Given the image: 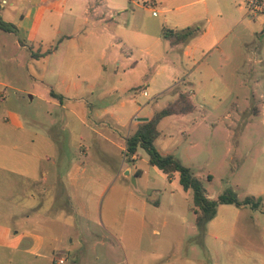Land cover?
<instances>
[{
	"label": "rangeland",
	"instance_id": "374dc122",
	"mask_svg": "<svg viewBox=\"0 0 264 264\" xmlns=\"http://www.w3.org/2000/svg\"><path fill=\"white\" fill-rule=\"evenodd\" d=\"M125 1L121 10L119 0H108L119 14L108 20L111 29L93 44L96 50L70 44L72 19L56 12L45 13L33 37L22 41L34 51L50 45L55 51L32 58L14 33L6 35L1 90L5 107L18 111L34 139L22 151L40 156L36 169L30 160L26 165L48 186L40 210L46 221L34 227L49 245L44 257L0 249V264H57L60 256V264H264V15L248 14L242 0H148L147 12L142 0ZM212 2L216 8L205 10ZM194 26L182 46L162 35L164 27ZM108 38L113 46L101 58ZM177 91L195 108L162 119L155 147L189 166L213 199L226 191L239 200L260 198L255 209L219 203L203 233L191 210L192 191L182 189L178 175L150 165L142 148L129 160L119 147L136 121ZM113 115L123 123L116 135ZM8 172L0 169V197ZM17 191L16 202L31 203ZM16 202L0 201L4 217L20 210Z\"/></svg>",
	"mask_w": 264,
	"mask_h": 264
},
{
	"label": "crops",
	"instance_id": "0c3cea01",
	"mask_svg": "<svg viewBox=\"0 0 264 264\" xmlns=\"http://www.w3.org/2000/svg\"><path fill=\"white\" fill-rule=\"evenodd\" d=\"M142 1L143 5L140 6L142 10L146 12L149 11L148 6H146L148 0ZM108 5V0H0V15L3 20L11 22L16 26L17 33L14 34L16 36L15 42L17 45L27 48V45H25L22 41L26 39L30 40L33 37V29L39 28L45 13L52 14L56 12L59 14H66L70 19H72L70 22L72 25L71 30L74 32L73 35L66 34L68 36L67 40L70 44L72 43L75 48L82 46V50L90 51L96 50L93 47V44L103 40L102 36L111 29L108 20H115V17L119 14V12L116 10H119L118 8H121V10L127 9L125 0H119L120 7L118 8H109ZM215 5V2L205 4V10L212 12L216 8ZM162 10L165 11L166 9ZM131 14L133 15L134 11H132ZM240 20L241 18H239L236 23ZM48 24L52 25L51 22H48ZM82 27L84 29L81 31ZM60 32L61 30L59 28H53L54 34H58ZM11 33L13 32L0 30V48L5 47L6 35ZM66 35L64 34L62 38L66 37ZM62 38H58V41ZM75 40L77 42H75ZM186 43L175 45L182 46ZM110 45L113 46L112 41L108 38L100 46L99 50L101 53V58L105 57L106 50ZM51 46L52 45H50V47ZM55 49L56 47H51V52L55 51ZM182 53L188 55L189 51L184 47L182 49ZM30 57H32L31 54ZM105 61L108 62L107 57ZM102 65L104 67L103 63ZM2 86H7V84L6 82L0 80V159H2L0 162V169H7L10 172L8 173L11 176V179L9 181V187L7 188L6 197H0V201L5 202L7 205L8 203L16 202L17 197L15 195L18 193L17 190H20V193L22 194L25 193L24 195L26 197H32V200L31 203L28 204L16 202L17 207L20 210L13 213H7L5 217L0 212V249L14 252L17 251L22 254H29L35 257H44V249L47 247V245H49L46 244L47 242L49 243V239L42 231L36 229L34 226L46 221L44 219L45 217H42V212H40V210L44 201V196L47 189L46 187L48 186L46 185L45 187L43 179L34 177L30 170L27 169L26 164H28L29 160L32 161L33 166L31 171L36 169L37 161L40 159V156L34 153V151H31L28 154H25L24 151H22L23 145L25 146L26 144L34 143V139L29 137L27 134V129L25 128L23 119L20 117L18 111L5 107V99L1 90ZM132 88L133 87H130L127 90ZM120 105H125V102L121 100ZM150 116L151 115H148V117H143V119L149 118ZM168 116L171 115H167L165 117ZM143 119L136 121L134 123V128L122 135L124 143L119 146L120 149L125 151V136L131 133L136 128L137 124ZM162 119H160L158 124L162 121ZM113 120L115 123L112 122V125H116L115 127L117 128L113 129L112 133L116 135L117 133L119 134L117 129L122 127L123 123L121 119L115 115H113ZM31 132L35 135L38 134L36 129L32 130ZM39 134L42 136L43 132L39 131ZM75 136L76 135L73 134V137ZM102 136L107 138V140L112 144L116 143L115 139L110 138L109 135L103 134ZM159 152L162 154L169 153L168 151ZM137 158L138 150L131 156V159L129 160H135ZM71 166L72 164L70 163L69 159L67 162V167L70 168ZM129 170L130 169L128 168L127 171L129 172ZM44 174L45 173L42 170L41 176L44 177ZM15 175L19 178H14ZM58 184L57 178L53 185L54 193ZM74 184L75 183H70V181H68L69 186H74ZM28 186H30V192L27 191ZM33 209H35V212H30Z\"/></svg>",
	"mask_w": 264,
	"mask_h": 264
},
{
	"label": "trees",
	"instance_id": "16d2710c",
	"mask_svg": "<svg viewBox=\"0 0 264 264\" xmlns=\"http://www.w3.org/2000/svg\"><path fill=\"white\" fill-rule=\"evenodd\" d=\"M0 30L17 33L16 26L2 19L0 15ZM197 27H186L181 29H172L168 27L162 28V35L168 40L170 45L186 43L190 37L196 32ZM32 57L37 58L51 52V47L44 52L31 50V46H27ZM137 89V88H134ZM52 97L58 99L59 102L63 100L62 94L49 91ZM195 108L190 96L184 91H177L176 97L173 101L156 110L149 118L141 120L136 128L125 136V151L124 154L128 159L135 154L138 148L145 150L147 154V162L158 168L162 173L170 176L174 173L178 175V182L182 189L192 191V212L195 215V225L199 232L203 233L206 223L211 220L217 210L219 203H233L237 206L249 205L255 209L260 205V198L254 196L245 197L243 200L236 198L232 191H226L220 194L216 199L207 195L201 181L194 175L191 168L184 165L179 158L172 153L162 154L154 145V141L159 134L157 128L160 119L167 115H182L193 111ZM209 178V176H208Z\"/></svg>",
	"mask_w": 264,
	"mask_h": 264
},
{
	"label": "built area",
	"instance_id": "2783aa9c",
	"mask_svg": "<svg viewBox=\"0 0 264 264\" xmlns=\"http://www.w3.org/2000/svg\"><path fill=\"white\" fill-rule=\"evenodd\" d=\"M244 6L246 7V11L248 14H263L264 15V0H242ZM155 13V10H152V14ZM143 94L146 92L143 90ZM64 258L62 256L56 258V263H63Z\"/></svg>",
	"mask_w": 264,
	"mask_h": 264
},
{
	"label": "water",
	"instance_id": "95a60500",
	"mask_svg": "<svg viewBox=\"0 0 264 264\" xmlns=\"http://www.w3.org/2000/svg\"><path fill=\"white\" fill-rule=\"evenodd\" d=\"M126 174L128 173V171L126 170V172H125ZM134 179V177L132 176V180Z\"/></svg>",
	"mask_w": 264,
	"mask_h": 264
}]
</instances>
